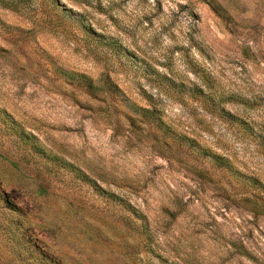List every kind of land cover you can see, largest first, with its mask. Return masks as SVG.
Returning <instances> with one entry per match:
<instances>
[{
    "label": "rangeland",
    "instance_id": "374dc122",
    "mask_svg": "<svg viewBox=\"0 0 264 264\" xmlns=\"http://www.w3.org/2000/svg\"><path fill=\"white\" fill-rule=\"evenodd\" d=\"M6 1L18 3L0 4V264H264V215L250 205L264 193L152 127L129 126L118 99L60 75L108 74L138 105L146 92L173 130L264 185V0ZM82 22L112 40L121 61L84 36ZM152 71L218 94L254 129L155 83Z\"/></svg>",
    "mask_w": 264,
    "mask_h": 264
},
{
    "label": "trees",
    "instance_id": "16d2710c",
    "mask_svg": "<svg viewBox=\"0 0 264 264\" xmlns=\"http://www.w3.org/2000/svg\"><path fill=\"white\" fill-rule=\"evenodd\" d=\"M0 4L4 8L17 10V6L16 4H14V2L9 3L6 0H0ZM80 25L82 26V32L84 36L88 37L93 42L100 43L104 45V47H107L108 50L112 53L113 57H115L116 60L121 61V51L118 49L116 44L112 42V40L109 42H105L103 38L93 33L92 30L89 27L85 26L83 22L80 23ZM60 75L68 85H75L81 88L82 91L89 96L97 97L98 95H107L118 99L124 107V111L121 110L120 113H123V116L128 122L129 126L137 129L138 127H140L139 125L152 127L161 136V138L169 140L170 142H172V144L176 145L181 150L188 151L197 159L207 161L212 166L222 171V173H224L230 179L240 182L246 189L250 188L257 193H264L263 184H261L255 178L247 177L241 174L238 170H236V168L228 158L218 155L211 149L197 143L192 138H189L188 136L181 134L176 130H173L163 120L162 112L157 107V104L153 97L151 95H147L146 92H142L141 94L142 98L145 101V105H138L135 102L127 99L125 94L111 80L108 74H102L98 82L83 73L80 74L61 70ZM151 76L152 77L150 79H154L155 83L165 82L168 83L169 86H171L172 84V87H177L180 89L182 88L185 93L190 95L191 99L195 101H201L203 105L210 106L212 110L219 111L220 114L224 116V118L228 119V121H230L232 124L241 127L244 131H252L254 129L250 123H247L239 117L233 116L229 112H227L223 108V105L226 103V101L224 100L225 98L219 96L218 94L207 93L203 91L201 87L196 85H191L188 87L184 84L176 85L174 80H171L170 78H167L162 74H157L153 71L151 72ZM108 117L110 120L113 118L110 114ZM11 129H14V127H12ZM14 136H16L23 145L30 146L35 154L39 156L45 155L43 150L34 143V137L32 135L26 134L23 131L15 130ZM167 146L169 147V149L171 148V145ZM65 167H67L66 169L68 172H73L76 177L81 178L80 180H82V183L88 184L90 187H92L97 194L103 196L107 200L116 202L119 205L124 206L120 199H117L116 197H114V195L104 191L100 186L96 185L95 181L91 180L86 174H84L83 171L81 172L78 169H72L70 168V165H65ZM257 195H260L258 196L259 199L255 196H252V199L254 198V200H251L252 203H250V205L256 213L264 215L263 196H261V194ZM125 208L127 211L131 212L134 217H136L137 219H141L139 214L135 211L133 212V210L129 206H125Z\"/></svg>",
    "mask_w": 264,
    "mask_h": 264
}]
</instances>
